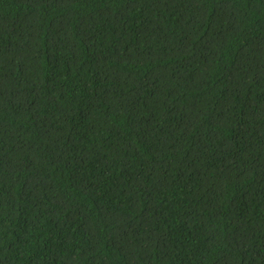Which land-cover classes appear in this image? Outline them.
Instances as JSON below:
<instances>
[{"label": "trees", "instance_id": "1", "mask_svg": "<svg viewBox=\"0 0 264 264\" xmlns=\"http://www.w3.org/2000/svg\"><path fill=\"white\" fill-rule=\"evenodd\" d=\"M0 264H264V0H0Z\"/></svg>", "mask_w": 264, "mask_h": 264}]
</instances>
